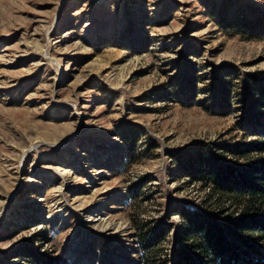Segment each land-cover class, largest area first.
I'll use <instances>...</instances> for the list:
<instances>
[{
  "label": "rangeland",
  "instance_id": "374dc122",
  "mask_svg": "<svg viewBox=\"0 0 264 264\" xmlns=\"http://www.w3.org/2000/svg\"><path fill=\"white\" fill-rule=\"evenodd\" d=\"M242 21L264 0H0V264H139L159 229L174 256L205 191L170 155L264 134Z\"/></svg>",
  "mask_w": 264,
  "mask_h": 264
},
{
  "label": "trees",
  "instance_id": "16d2710c",
  "mask_svg": "<svg viewBox=\"0 0 264 264\" xmlns=\"http://www.w3.org/2000/svg\"><path fill=\"white\" fill-rule=\"evenodd\" d=\"M230 26L238 35L264 40V28L260 32L246 21ZM209 149L199 143L170 155L188 186L199 184L205 196L197 207L171 214L179 211L186 218L174 256L161 260L159 247L168 235L159 229L153 244L142 247L139 264H264V134L225 145L230 160L209 157ZM139 237L143 242L146 236Z\"/></svg>",
  "mask_w": 264,
  "mask_h": 264
}]
</instances>
